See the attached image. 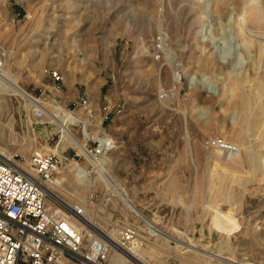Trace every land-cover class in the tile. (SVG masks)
Masks as SVG:
<instances>
[{"label":"rangeland","instance_id":"obj_1","mask_svg":"<svg viewBox=\"0 0 264 264\" xmlns=\"http://www.w3.org/2000/svg\"><path fill=\"white\" fill-rule=\"evenodd\" d=\"M2 49L0 150L62 156L58 196L106 232L133 225L151 264H264V0H0ZM10 81L69 114L85 145L116 141L91 187L87 159Z\"/></svg>","mask_w":264,"mask_h":264},{"label":"built area","instance_id":"obj_2","mask_svg":"<svg viewBox=\"0 0 264 264\" xmlns=\"http://www.w3.org/2000/svg\"><path fill=\"white\" fill-rule=\"evenodd\" d=\"M5 63L2 49L0 76ZM50 74L54 85L47 91L55 96L62 91V76L57 71ZM30 96L39 102L38 117L45 115L48 107L56 110L47 98ZM209 144L232 158L239 154L238 148L225 139H212ZM115 148L116 141L104 133L89 137L82 153L89 163L88 171L94 170V160L102 165ZM66 160L76 162L74 158ZM62 164V156L53 153L36 152L29 159L0 156V264H109L113 252L123 255L141 246L133 225L117 231L114 247L86 224L84 202L72 206L53 197L58 194L51 186Z\"/></svg>","mask_w":264,"mask_h":264},{"label":"bare ground","instance_id":"obj_3","mask_svg":"<svg viewBox=\"0 0 264 264\" xmlns=\"http://www.w3.org/2000/svg\"><path fill=\"white\" fill-rule=\"evenodd\" d=\"M9 84H10V87H9L10 90L15 95H17L21 99H23L26 103H28L29 105H31L33 107V111L36 113V109L39 106V102L36 101V100H33L31 98V96H30V93H28L16 81H12V82L10 81ZM53 113L54 114H52L51 111L47 110L46 111V114H45V118L44 119H41V120L43 121L45 119H49L51 122H53L57 126H59V128L61 129V132L64 133V135H65L64 137L68 141V143L73 144L80 153H84V150H85L84 149V147H85L84 140H81L79 137H77V135H75L73 133L72 128L70 127L71 124H68V122H65V120L67 119V117H69V120L72 117H70L69 114H66V113H64V114L63 113L60 114V113H56V112H53ZM73 122H76V121L74 120ZM73 122H71V123H73ZM0 156L6 157L7 159H12V157H13V155L11 156L10 154H8V153H6V152H4L2 150H0ZM227 157H229V155ZM98 163H100V161H95V160L93 161L94 169L96 167V169H98V171H100V166H99ZM76 166H77L76 173L78 175V176L77 175L76 176L78 177V181L82 185H84V187L90 186L91 183H92L91 182L92 180L90 178H88V174L91 175L92 174V171L89 172L86 167L84 168V167L80 166V163H78V162H76ZM82 185H80V186H82ZM51 187H52L53 190H56V189H54L55 188V184L53 186H51ZM53 197L56 200L60 201V202H63V203L65 202L58 195H53ZM126 201H127L128 208L131 211H133L134 213H136V215L145 224H147L149 226L151 224V226H150V232L151 233H158V234H161V235L164 234V232L161 229L158 228V226L156 225V223H153L152 224V221L150 219H148L132 202H130L127 199H126ZM65 203H67V202H65ZM84 220H85L86 224L88 226H90L94 231H96L100 236H102L105 240H107L114 247H117V244H116L117 242L116 241L118 239V237H117V231L118 230L116 232H106V231H104L101 227H99L97 225V223L94 221V218L92 216L86 215ZM181 243L186 245L185 242H181ZM189 246L190 245H186L185 248H188ZM208 257L212 261L218 260V261H221L223 263H229V261H230V260H228L226 258H220L219 256L214 255V254H210ZM109 264H151V262L149 261V259H146L145 258L142 247L138 245V246L132 248L129 252L128 251L124 252L123 255L120 254V253H118V252H116V251L113 252L111 254V256H110Z\"/></svg>","mask_w":264,"mask_h":264}]
</instances>
